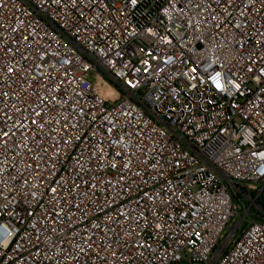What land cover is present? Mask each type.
I'll use <instances>...</instances> for the list:
<instances>
[{"label":"built area","instance_id":"1","mask_svg":"<svg viewBox=\"0 0 264 264\" xmlns=\"http://www.w3.org/2000/svg\"><path fill=\"white\" fill-rule=\"evenodd\" d=\"M236 2L0 0V264H264V9Z\"/></svg>","mask_w":264,"mask_h":264},{"label":"snow or ice","instance_id":"2","mask_svg":"<svg viewBox=\"0 0 264 264\" xmlns=\"http://www.w3.org/2000/svg\"><path fill=\"white\" fill-rule=\"evenodd\" d=\"M215 2H216V5H217L216 11H219V7L220 6H224L226 11H228L229 9L238 7L236 0H215ZM259 2L261 3L262 9H264V0H259ZM132 3L135 4L136 0H132ZM256 3H257V0H248V3L244 4V0H240V4L243 5V7L247 9L249 14L252 11V7ZM240 16L243 17V19L241 20V22L239 24H236V23L233 22V27L236 29L238 34L243 35V33L241 32V29L244 28L245 22H248V26L249 27H253V25L249 21V17L247 15H245L244 11L240 12ZM212 19H216L215 14H213ZM260 35L262 37H264V33H260ZM192 71L195 72L196 68H193ZM7 72L8 73H12V72H16V70L13 69V68H8ZM16 74L19 75L18 72H16ZM217 76H219V73H217ZM25 82H27V81H25ZM35 84H36V81L34 79L33 80V85H32L33 88H35ZM216 86L219 88L220 84L217 82ZM44 91H45L46 95H47V93L49 91H51L53 93L52 95L48 96V100L47 101L45 100L44 97H40L38 93H36V95H37V98L40 100L41 105L47 106V103H53V104L58 103L57 96L59 95L60 92L63 91V89L61 88L59 90V92H57L55 89L51 88L50 86H44ZM3 96L7 97V96H9V93L8 92H4ZM3 102L4 101L2 99H0V103H3ZM5 107L7 108V105H5ZM38 108H39V105L37 106V109H32L30 111V114L26 117V119L28 121H30V125H36L38 130L43 132L44 126H45V121L43 119V115L44 114L41 111H39ZM0 112H3V114L5 116L4 127H7L8 126L7 125V121H8V119H10V117H8L7 112L4 109H0ZM33 115L37 116L39 119L38 120L32 119ZM21 119L23 120V119H25V117H21ZM4 127H0V140L4 141L5 150L7 151V137L12 135V133L9 132V131H5ZM261 155H264V154H261ZM51 191L55 195L56 192H57V189L56 188H52ZM5 199H7V198L5 197ZM77 207H79V206H77ZM156 227L159 228L160 225H156ZM133 243H135V241H133ZM137 246L138 247H145V245H137ZM147 247H150V246H147ZM129 251L131 252L132 249L130 248ZM116 264H119V259L116 260Z\"/></svg>","mask_w":264,"mask_h":264},{"label":"rangeland","instance_id":"3","mask_svg":"<svg viewBox=\"0 0 264 264\" xmlns=\"http://www.w3.org/2000/svg\"><path fill=\"white\" fill-rule=\"evenodd\" d=\"M89 76H90L91 79L96 81V76H95L94 72H91L89 74ZM234 202L240 206V211H241V214H242L244 209L242 208V204H241L240 200L234 198ZM244 203H245L246 206L249 205V201L246 200V199H244ZM247 218L250 219V220H256L257 219L255 216H252L251 214L249 216H247ZM239 219H240V215L239 214H235L233 216V221L234 222H237ZM246 225H247V222H244L242 224V227H245ZM228 230H230V229H228Z\"/></svg>","mask_w":264,"mask_h":264}]
</instances>
